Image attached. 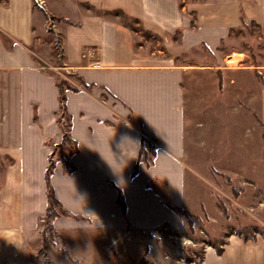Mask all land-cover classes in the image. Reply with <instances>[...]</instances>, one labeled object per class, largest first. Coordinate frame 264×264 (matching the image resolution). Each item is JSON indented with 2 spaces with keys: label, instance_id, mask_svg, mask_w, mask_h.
<instances>
[{
  "label": "crops",
  "instance_id": "1",
  "mask_svg": "<svg viewBox=\"0 0 264 264\" xmlns=\"http://www.w3.org/2000/svg\"><path fill=\"white\" fill-rule=\"evenodd\" d=\"M39 1L49 15L62 19L53 27L60 37L58 65L45 17L32 0H0V158L10 160L0 181V230L32 231L45 214L44 171L62 137L55 85L61 77L77 89L65 90L69 136L77 147L70 158L75 171L64 175L56 163L50 184L61 207L85 221L57 217L54 229L64 235L85 226L121 231L126 226L136 231L179 226L181 218L166 207V198L146 184L160 182L172 206L191 209L186 71L152 65V54L135 48L134 33L118 15L165 32L181 28L184 49L203 43L214 50L222 78L230 74L231 91L253 123L257 119L264 126V65L256 69L249 60L237 59L226 73L228 54H220L221 45L243 25L264 29V0H201L197 5L188 0L198 13L193 34L189 18L178 11V0ZM164 5L168 14H162ZM91 49L93 61L81 57ZM142 134L156 142V155L150 167L139 162L131 178ZM118 192L124 212L116 203ZM234 257L222 263L264 264V252L255 247L246 257L242 252Z\"/></svg>",
  "mask_w": 264,
  "mask_h": 264
},
{
  "label": "rangeland",
  "instance_id": "2",
  "mask_svg": "<svg viewBox=\"0 0 264 264\" xmlns=\"http://www.w3.org/2000/svg\"><path fill=\"white\" fill-rule=\"evenodd\" d=\"M35 1L36 8H33L40 11L38 6L41 2ZM191 1L197 5L201 0ZM188 2L178 0V11L189 18L188 29L193 34L198 28V13ZM118 16L120 22L134 33L135 48L143 54H152V65L178 67L186 71L184 101L190 137L188 154L191 160L187 165L190 168L192 207L173 206L179 208L180 213L166 206L181 218L179 226L160 224L140 231L129 226L122 231L119 228L96 230L85 226L80 231L62 235L53 226L51 229L45 227L43 216L32 231L16 227L9 231L0 230V264H224L225 260L235 261L234 255L240 252L246 257L254 247L263 253V124L257 119L253 123L248 108L231 91L230 74L222 78L220 59L214 50L203 43L184 49L181 44L184 30L181 28L165 32L159 28L151 29L136 17L123 13ZM61 20L45 18L47 33L54 40L56 65L60 58L56 50L60 49V37L53 27L55 21ZM220 52L228 54L226 73L236 66L237 59L244 58L250 61V66L262 69L264 29L243 25L238 33L225 40ZM59 80L68 85L65 77ZM201 122L206 126L201 128ZM56 123L63 131L67 129L62 114L58 113ZM215 150L216 155L212 154ZM60 151L54 150L53 159ZM64 153H67L65 149ZM9 163L10 160L0 158V181L3 169ZM148 187L155 188L166 198L165 205H171L160 182L152 181ZM70 217L85 221L77 216ZM187 260L192 262L187 263Z\"/></svg>",
  "mask_w": 264,
  "mask_h": 264
},
{
  "label": "trees",
  "instance_id": "3",
  "mask_svg": "<svg viewBox=\"0 0 264 264\" xmlns=\"http://www.w3.org/2000/svg\"><path fill=\"white\" fill-rule=\"evenodd\" d=\"M32 2H33L32 7H35L36 1L32 0ZM38 10H40L43 13L46 20L50 18L51 19L55 18V17L49 16L40 5L38 6ZM56 50L60 54L59 47L56 48ZM55 85L58 90V113L62 114L63 117H65L67 129L63 131L60 124L58 123V125L60 126V129L62 130V137H61L60 142L53 146L52 151L48 156V162H47V165L44 171V182L46 186L47 207H46L45 214L42 220L43 222H45L44 226L48 227V229H51L52 222L56 217H60V216L70 217L71 216L70 213L65 211L61 207L60 203L55 199L54 194H53V188L50 184V177L52 175L56 162H60L62 166V172L64 175H70L71 173H73L75 171V167L71 163L70 158L73 155V152L77 151L76 143L69 136V129L71 127V118L66 112V105H65V102H66L65 90L77 92V89L68 86L64 80L57 81ZM57 121H58V117H57ZM128 121H131L130 117H128ZM64 145H67V147L65 148ZM56 149L61 150V151L58 157H55V159H53L54 150ZM64 149L67 151L66 154L65 153L63 154ZM156 150H157L156 142L154 140L148 139L144 134H142L140 136L137 162H136V165L134 166L133 171L131 172V178H133L137 174V166L139 162L142 161L146 167H150L152 165L153 159L156 155ZM148 186H149V183L146 184V187ZM116 203L118 207L121 209V211L124 212L125 206H124L123 199L120 195V192H118ZM166 206H168L170 209L174 211L182 213V211L179 208L173 207L171 205H166ZM199 260H201V258ZM190 262H192V260L190 261L187 260V263H190Z\"/></svg>",
  "mask_w": 264,
  "mask_h": 264
},
{
  "label": "built area",
  "instance_id": "4",
  "mask_svg": "<svg viewBox=\"0 0 264 264\" xmlns=\"http://www.w3.org/2000/svg\"><path fill=\"white\" fill-rule=\"evenodd\" d=\"M95 51L93 49L88 50L87 52H84L81 57L82 58H86L89 57V59H91V61H93L94 57H95Z\"/></svg>",
  "mask_w": 264,
  "mask_h": 264
},
{
  "label": "bare ground",
  "instance_id": "5",
  "mask_svg": "<svg viewBox=\"0 0 264 264\" xmlns=\"http://www.w3.org/2000/svg\"><path fill=\"white\" fill-rule=\"evenodd\" d=\"M168 13H169V9L166 5H164V13L162 11V14H168ZM230 62H232V60Z\"/></svg>",
  "mask_w": 264,
  "mask_h": 264
}]
</instances>
